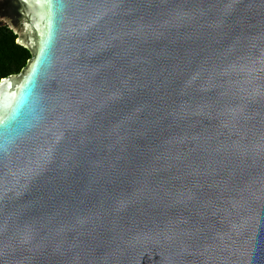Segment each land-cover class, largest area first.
<instances>
[{"label":"water","instance_id":"95a60500","mask_svg":"<svg viewBox=\"0 0 264 264\" xmlns=\"http://www.w3.org/2000/svg\"><path fill=\"white\" fill-rule=\"evenodd\" d=\"M0 264H264V0H0Z\"/></svg>","mask_w":264,"mask_h":264},{"label":"trees","instance_id":"16d2710c","mask_svg":"<svg viewBox=\"0 0 264 264\" xmlns=\"http://www.w3.org/2000/svg\"><path fill=\"white\" fill-rule=\"evenodd\" d=\"M16 41L17 36L0 21V81L20 73L31 58L30 52Z\"/></svg>","mask_w":264,"mask_h":264}]
</instances>
